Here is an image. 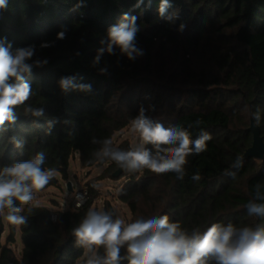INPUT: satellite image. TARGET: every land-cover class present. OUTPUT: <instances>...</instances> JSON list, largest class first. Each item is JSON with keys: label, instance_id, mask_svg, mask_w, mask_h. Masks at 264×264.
Segmentation results:
<instances>
[{"label": "trees", "instance_id": "1", "mask_svg": "<svg viewBox=\"0 0 264 264\" xmlns=\"http://www.w3.org/2000/svg\"><path fill=\"white\" fill-rule=\"evenodd\" d=\"M136 3L137 0H7L8 7L0 9V40L6 46L11 44L13 53L19 48L34 47L28 61L33 64L31 73L24 74L33 91L26 104L42 107L44 116L26 114L25 106L16 109V123L7 132L0 131V168L30 159L38 151L45 152L44 167L56 168L63 177H67L75 153H79L82 167H91L97 164L90 162L92 152L99 147L92 143L93 138L112 139L143 107L146 115L165 127L193 125V138L200 128L213 138L207 151L188 157L182 180L173 173L156 175L147 169L139 177L129 176L119 197L129 205L132 220L168 215L183 227L199 228L201 232L215 222H231L237 227L264 226V218L249 217L245 207L254 199L257 185L264 194V159L257 164V159L250 158L239 169L233 167L237 157L252 145L253 134L249 128L232 129V117L219 98L227 92L236 106L247 109L250 118L259 108L264 137V0H169L171 7L163 18L158 14L160 0H143L139 8H134ZM125 13L137 17L140 31L136 46L143 55L129 60L114 47L113 54L104 51L99 62L94 63L98 50L107 47L108 29L118 26ZM207 27L218 34L224 29L232 30L234 45L217 56V76L194 79L196 83L182 90L195 100L194 108L181 102L176 84L181 76L193 77L190 51L207 39ZM61 31L63 39L57 38ZM173 48L185 52L177 60L178 65L169 68L163 55ZM36 60L47 63L36 66ZM101 69L106 71L101 74ZM62 78L90 84L91 90L64 91L59 85ZM195 84L223 87L226 92L201 89ZM53 118L58 120L49 133L47 120ZM197 119L203 121L199 126L194 124ZM13 136L23 141L22 148L13 145ZM118 147L127 150L129 142ZM108 168L118 166L113 162ZM196 172L200 173L199 181L191 178ZM232 172L236 173L234 179L229 175ZM55 182L54 178L50 184ZM93 196L91 187L85 206L60 210L56 220L51 219L50 208L40 205L27 224L20 226L22 257L16 258L10 247L0 243V264H75L83 249L75 245L71 230L85 215ZM256 202L264 203V199ZM124 255L126 249L122 248L121 256ZM119 264L128 261L124 259Z\"/></svg>", "mask_w": 264, "mask_h": 264}, {"label": "clouds", "instance_id": "2", "mask_svg": "<svg viewBox=\"0 0 264 264\" xmlns=\"http://www.w3.org/2000/svg\"><path fill=\"white\" fill-rule=\"evenodd\" d=\"M142 3L143 0H137L133 7L139 8ZM7 7V0H0V9ZM169 7V0H160L159 16L165 17ZM121 20L118 26L108 29L107 47L98 50L94 63L99 62L104 51L113 54L114 47L119 48L129 60L143 55L136 46V36L140 31L137 17L125 13ZM183 27L180 26L181 30ZM57 38L63 39L64 32L57 33ZM42 47H47V44H42ZM33 54V46L19 48L13 53L11 44L6 46L0 40V131L7 132L16 123V109L19 106H25V113L33 117L44 116L42 107L26 104L33 91L30 84L25 82L24 74L31 73L33 64L28 61ZM44 63L47 61H34L36 66ZM100 71L103 74L106 69ZM59 85L64 91L70 88L84 92L91 90L90 84L73 83V78H62ZM252 115L259 124L261 110L258 108ZM57 120H47L49 133ZM202 123L199 119L194 122L195 126ZM192 127L178 124L165 127L160 121L146 115V110L141 107L129 121L130 131L137 137V142L125 150L115 146L111 138H93L92 143L99 147L92 152L90 162L100 165L114 162L129 173H143L145 169L156 175L173 173L182 180L186 175L188 157L207 151L208 142L213 138L203 128L193 138ZM10 139L17 149L23 147L22 140L15 136ZM147 145H151V148ZM45 162V152L38 151L30 159L0 168V217L12 225L27 224L29 216L40 207L37 194L57 176V169L44 167ZM242 166V159L237 157L233 167L239 169ZM229 175L234 179L236 173ZM191 178L199 181L200 173L196 172ZM260 187L256 186L254 199L245 205L249 217L264 218V203L256 202L264 199ZM71 231L75 245L83 249L76 264H119L124 259L128 264H209V261L215 264H264V226L259 224L255 227H237L231 222L226 225L215 222L201 232L199 228L189 230L183 227L181 222L171 220L168 215L141 216L127 222L114 211L89 207ZM101 248L103 254L100 253ZM122 248L126 249L124 256H121Z\"/></svg>", "mask_w": 264, "mask_h": 264}, {"label": "rangeland", "instance_id": "3", "mask_svg": "<svg viewBox=\"0 0 264 264\" xmlns=\"http://www.w3.org/2000/svg\"><path fill=\"white\" fill-rule=\"evenodd\" d=\"M205 33L207 41H201L198 44V49L190 51V62L192 63L191 74L194 78L190 77L186 79L181 76L178 78L176 84L178 88L177 93H179L182 97L181 102L189 104V106L194 108L197 106L195 100L192 96H188V93H181L182 90H186L193 84L194 81L196 83V80L194 79L212 78L217 76L219 66L217 56H219L222 50L228 48L230 44L234 45V37L232 30L230 29H224L221 34H218L215 32L214 28L207 27ZM158 47L159 45L157 48ZM184 52L185 51L182 50V48H180L177 52L174 51V48L167 50L163 57L168 62V67H176L178 65L177 60L183 57ZM218 76L221 77L219 74ZM195 86H199L198 88L205 90H217V92H219L220 89L226 92L225 89H222L223 87L215 88L207 86V84H198V86L195 84ZM219 98L226 103L225 107L232 117L231 126L233 130L239 131L250 127L251 118L246 108L236 106L234 104V100L231 99V96L227 94V92L224 96L222 95ZM112 140L114 145L117 147L125 141L129 142L130 146L131 144L137 142V137L131 133L128 124L125 128L117 131ZM255 162H257V164L262 163V161L258 159L255 160ZM109 165L110 163L104 165L95 164L91 167H82L80 164L79 153H75L70 161L67 177H63L61 173L57 172V176L55 177L56 182L54 184L47 185L42 192L37 194L39 205L46 206L53 212L68 210L66 204L70 203L78 188L87 187L89 189V193L91 194L92 187L94 188V196L92 198V202L90 203V207L98 210H109L110 208V210L112 209V211L116 214L121 215L127 222H131L133 218L131 209L126 202L121 200L119 195L126 182H128L131 174H136L137 177H139L142 173H129L123 170V173L119 177H114L113 172L117 168L110 170L108 168ZM94 185L96 187H94ZM113 218H115V216ZM1 224V245L10 247L16 258L20 259L23 252L20 226L12 225L3 217H1ZM11 238L13 239L11 240Z\"/></svg>", "mask_w": 264, "mask_h": 264}, {"label": "water", "instance_id": "4", "mask_svg": "<svg viewBox=\"0 0 264 264\" xmlns=\"http://www.w3.org/2000/svg\"><path fill=\"white\" fill-rule=\"evenodd\" d=\"M249 130L253 134V142L250 147H248L244 154L240 157L243 161H247L250 158L262 160L264 159V137L261 133V126L256 123L255 119L251 118V124ZM123 173V169L117 168L113 172L114 177H119ZM2 232V224H1V217H0V233Z\"/></svg>", "mask_w": 264, "mask_h": 264}, {"label": "built area", "instance_id": "5", "mask_svg": "<svg viewBox=\"0 0 264 264\" xmlns=\"http://www.w3.org/2000/svg\"><path fill=\"white\" fill-rule=\"evenodd\" d=\"M90 200V193L87 187H80L76 190L70 203L66 204L68 210H77L85 206ZM79 205V206H78ZM51 219L56 220L57 212L51 211Z\"/></svg>", "mask_w": 264, "mask_h": 264}]
</instances>
